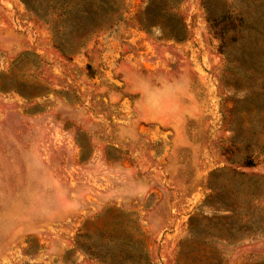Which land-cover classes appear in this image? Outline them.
<instances>
[{"label": "rangeland", "instance_id": "rangeland-1", "mask_svg": "<svg viewBox=\"0 0 264 264\" xmlns=\"http://www.w3.org/2000/svg\"><path fill=\"white\" fill-rule=\"evenodd\" d=\"M25 2L0 0V264H264V0Z\"/></svg>", "mask_w": 264, "mask_h": 264}, {"label": "trees", "instance_id": "trees-1", "mask_svg": "<svg viewBox=\"0 0 264 264\" xmlns=\"http://www.w3.org/2000/svg\"><path fill=\"white\" fill-rule=\"evenodd\" d=\"M21 1H22L24 4H26L25 0H21ZM47 1H48V0H47ZM68 1H69V0H62V2H60V4H61V5H64L65 3L67 4V3H69ZM101 1L104 2V3H108L109 0H101ZM57 2H59V1H57ZM49 7H51V6H49ZM71 8H72V7H71ZM71 8H70V9H71ZM70 9H69V10H70ZM69 10H68V9H67V10L65 9V10H63V11H64V12H68ZM179 30H182V27L179 28Z\"/></svg>", "mask_w": 264, "mask_h": 264}]
</instances>
